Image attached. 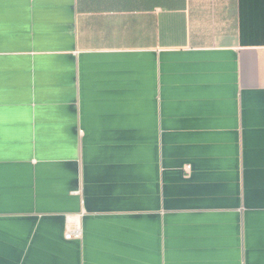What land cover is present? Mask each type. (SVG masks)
Listing matches in <instances>:
<instances>
[{
	"label": "crops",
	"instance_id": "obj_1",
	"mask_svg": "<svg viewBox=\"0 0 264 264\" xmlns=\"http://www.w3.org/2000/svg\"><path fill=\"white\" fill-rule=\"evenodd\" d=\"M0 264H264V0H0Z\"/></svg>",
	"mask_w": 264,
	"mask_h": 264
},
{
	"label": "built area",
	"instance_id": "obj_2",
	"mask_svg": "<svg viewBox=\"0 0 264 264\" xmlns=\"http://www.w3.org/2000/svg\"><path fill=\"white\" fill-rule=\"evenodd\" d=\"M80 236H81L80 229L69 230L66 232V238H68V239L74 238V237H80Z\"/></svg>",
	"mask_w": 264,
	"mask_h": 264
}]
</instances>
